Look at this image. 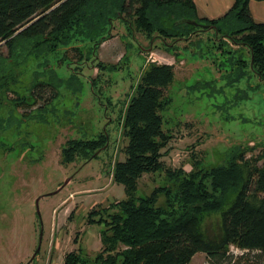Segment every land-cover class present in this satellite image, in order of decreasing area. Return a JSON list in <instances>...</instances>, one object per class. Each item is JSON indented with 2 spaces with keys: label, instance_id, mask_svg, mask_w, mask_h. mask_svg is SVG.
Returning a JSON list of instances; mask_svg holds the SVG:
<instances>
[{
  "label": "rangeland",
  "instance_id": "rangeland-1",
  "mask_svg": "<svg viewBox=\"0 0 264 264\" xmlns=\"http://www.w3.org/2000/svg\"><path fill=\"white\" fill-rule=\"evenodd\" d=\"M227 44L238 52L222 55L213 32H202L177 44L176 59L160 40L150 43L138 32L133 37L117 22L97 56L85 42L32 59L21 83L3 97L0 113V264H65L80 248L91 260L102 251V226L89 223L88 215L126 198L109 171L126 159L123 118L151 64L174 66V82L164 90L172 102L162 113L172 135L162 152L166 168L189 173L196 162L217 166L233 146L243 147L247 160L264 157V81L250 73L228 85L222 74L231 70L229 59L241 52L248 57V49ZM99 63L115 69L99 71ZM19 97L28 104L15 106ZM104 133L109 147L97 158L62 163L69 140ZM263 163L260 158L257 166ZM164 184V173L146 174L140 194ZM221 217L207 215L203 230L217 231ZM229 255L225 264H264L263 255L234 246ZM190 264L212 263L199 253Z\"/></svg>",
  "mask_w": 264,
  "mask_h": 264
},
{
  "label": "trees",
  "instance_id": "trees-1",
  "mask_svg": "<svg viewBox=\"0 0 264 264\" xmlns=\"http://www.w3.org/2000/svg\"><path fill=\"white\" fill-rule=\"evenodd\" d=\"M251 1L235 0L224 16L210 20L199 16L195 0H0V113L3 97L21 83L32 59L85 42L97 56L117 22L133 37L138 32L150 43L160 40L176 59L179 42L212 31L222 55L238 52L227 48L228 41L248 49V57L241 52L229 59L231 70L222 74L228 85L250 73L264 81V23L254 20ZM174 79L173 65L151 64L145 71L123 118L126 159L109 171L126 198L88 215L89 223L102 226V251L91 260L80 248L65 264H190L199 253L212 264H225L233 259L232 246L264 256V163L257 166L263 156L247 160L244 148L233 146L217 166L196 162L189 173L165 167L162 152L172 135L164 130L162 113L172 100L164 90ZM13 103L28 104L21 97ZM108 147L105 133L93 140L71 139L62 163L90 161ZM161 173L165 184L141 195V178ZM214 213H221L220 226L205 232L203 220Z\"/></svg>",
  "mask_w": 264,
  "mask_h": 264
},
{
  "label": "crops",
  "instance_id": "crops-1",
  "mask_svg": "<svg viewBox=\"0 0 264 264\" xmlns=\"http://www.w3.org/2000/svg\"><path fill=\"white\" fill-rule=\"evenodd\" d=\"M195 2L199 16L213 20L224 16L235 0H195ZM250 10L256 22L264 23V2L252 0Z\"/></svg>",
  "mask_w": 264,
  "mask_h": 264
},
{
  "label": "water",
  "instance_id": "water-1",
  "mask_svg": "<svg viewBox=\"0 0 264 264\" xmlns=\"http://www.w3.org/2000/svg\"><path fill=\"white\" fill-rule=\"evenodd\" d=\"M193 25H196V24L193 23ZM68 182H69V181H67V182L65 183V185H67ZM40 200H41V198L37 200V210H38L39 218H41L40 211H39V202H40ZM41 236H42V233H41ZM36 256H37V254L34 255V257L31 259V262H33V260L36 258Z\"/></svg>",
  "mask_w": 264,
  "mask_h": 264
}]
</instances>
